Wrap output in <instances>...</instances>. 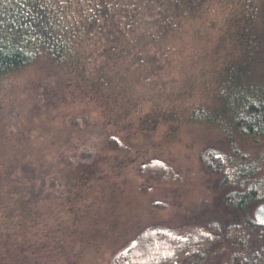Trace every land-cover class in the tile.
<instances>
[{"label":"trees","instance_id":"trees-1","mask_svg":"<svg viewBox=\"0 0 264 264\" xmlns=\"http://www.w3.org/2000/svg\"><path fill=\"white\" fill-rule=\"evenodd\" d=\"M204 67L211 82L196 86ZM34 68V104L10 109L28 124L0 123V196L28 198L19 209L0 201V264L10 231L44 198L39 178L50 190L61 175L96 178L99 151L120 150L123 128L151 133L183 113L216 137L199 162L219 192L217 215L187 230L148 228L111 264H208L216 251H228L227 264H264V223L251 214L264 204V0H0V85ZM175 92L189 102L181 114L165 102ZM49 111L59 114L53 137L34 117ZM137 172L171 178L158 159Z\"/></svg>","mask_w":264,"mask_h":264},{"label":"rangeland","instance_id":"rangeland-1","mask_svg":"<svg viewBox=\"0 0 264 264\" xmlns=\"http://www.w3.org/2000/svg\"><path fill=\"white\" fill-rule=\"evenodd\" d=\"M199 71L196 86L210 83L213 69L204 67L196 70ZM39 73L37 68L29 69L0 85L2 130L13 129L16 116L15 128L28 124L22 111L10 109L17 104L20 108L34 104L37 96L29 97L31 89L26 86ZM186 97L175 92L165 99L170 112L181 114V107L189 103ZM148 106L144 103L141 110ZM183 114V118L162 124L151 133L139 127L123 128L118 133L120 150L104 147L99 151L105 160L99 164L96 178L80 182L79 177L61 175L57 178L61 186L51 190L49 177L39 178V187L45 188L40 198H44L26 211L23 217L30 219L24 220L23 227L17 225L10 231L13 240L4 245L1 254L5 264H111L116 252L148 228L187 230L217 215L214 200L219 192L199 162L205 142L209 138L214 142L216 137L212 129L188 123ZM34 117L39 119V130L47 128L45 132L53 137L58 111ZM133 121L137 122V117ZM153 159L169 166L170 180L150 183L139 177V167ZM7 186L13 187L11 183ZM10 194L2 193L1 205L13 201L19 209L28 200L22 195L12 198ZM227 253H211L208 264H222L224 258L227 264Z\"/></svg>","mask_w":264,"mask_h":264},{"label":"water","instance_id":"water-1","mask_svg":"<svg viewBox=\"0 0 264 264\" xmlns=\"http://www.w3.org/2000/svg\"><path fill=\"white\" fill-rule=\"evenodd\" d=\"M254 218L260 222L264 223V204L257 206L254 210Z\"/></svg>","mask_w":264,"mask_h":264}]
</instances>
